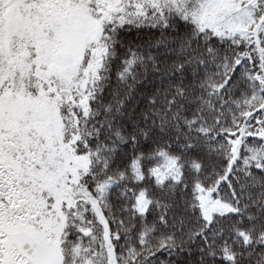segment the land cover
<instances>
[{
	"label": "snow or ice",
	"instance_id": "snow-or-ice-1",
	"mask_svg": "<svg viewBox=\"0 0 264 264\" xmlns=\"http://www.w3.org/2000/svg\"><path fill=\"white\" fill-rule=\"evenodd\" d=\"M0 264H264V0H0Z\"/></svg>",
	"mask_w": 264,
	"mask_h": 264
}]
</instances>
